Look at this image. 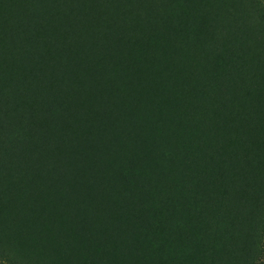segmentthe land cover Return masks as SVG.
Returning <instances> with one entry per match:
<instances>
[{
  "label": "trees",
  "instance_id": "1",
  "mask_svg": "<svg viewBox=\"0 0 264 264\" xmlns=\"http://www.w3.org/2000/svg\"><path fill=\"white\" fill-rule=\"evenodd\" d=\"M264 0H0V264H263Z\"/></svg>",
  "mask_w": 264,
  "mask_h": 264
},
{
  "label": "rangeland",
  "instance_id": "2",
  "mask_svg": "<svg viewBox=\"0 0 264 264\" xmlns=\"http://www.w3.org/2000/svg\"><path fill=\"white\" fill-rule=\"evenodd\" d=\"M263 264H264V261H263Z\"/></svg>",
  "mask_w": 264,
  "mask_h": 264
}]
</instances>
